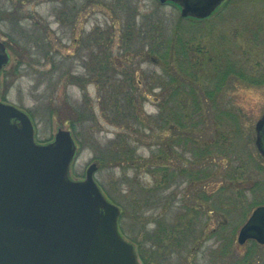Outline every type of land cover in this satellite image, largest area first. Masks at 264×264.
<instances>
[{
    "label": "rangeland",
    "instance_id": "rangeland-1",
    "mask_svg": "<svg viewBox=\"0 0 264 264\" xmlns=\"http://www.w3.org/2000/svg\"><path fill=\"white\" fill-rule=\"evenodd\" d=\"M0 42V101L36 143L71 132L70 179L96 164L141 264L140 246L149 264H264V246L237 240L264 206V0L201 21L159 0H0Z\"/></svg>",
    "mask_w": 264,
    "mask_h": 264
},
{
    "label": "water",
    "instance_id": "water-1",
    "mask_svg": "<svg viewBox=\"0 0 264 264\" xmlns=\"http://www.w3.org/2000/svg\"><path fill=\"white\" fill-rule=\"evenodd\" d=\"M182 17L205 19L226 0H159ZM9 61L0 42V71ZM264 158V116L256 124ZM27 113L0 101V264H141L118 231L121 209L105 197L90 165L82 181L69 177L77 146L69 130L35 141ZM239 245H264V206L242 225Z\"/></svg>",
    "mask_w": 264,
    "mask_h": 264
},
{
    "label": "trees",
    "instance_id": "trees-1",
    "mask_svg": "<svg viewBox=\"0 0 264 264\" xmlns=\"http://www.w3.org/2000/svg\"><path fill=\"white\" fill-rule=\"evenodd\" d=\"M205 20H207V19H205ZM200 21V20H199ZM183 50V49H182ZM119 156H121V162H123V163H126L127 161H130V164L132 163V164H134V163H136L137 161H141V159H137V158H135V154L134 153H132L131 155H128V157H126V154H124V155H119ZM126 157V158H125ZM166 174V173H165ZM165 177L166 178H168V175L166 174L165 175ZM182 217H183V215L182 214H178L177 215V224H179L181 227H184V225H185V223H184V219H182ZM182 224V225H181ZM171 231H172V229H170ZM169 230V231H170ZM186 231V230H185ZM185 234V233H184ZM184 234H182L181 236H182V239H183V241H181V243H182V245L184 244V243H188L189 242V236L188 235H184ZM140 246V245H139ZM176 247H177V243H176ZM138 249H139V252L141 253V259L143 260V263L144 264H149L148 262H147V260H146V258H145V255L143 254V251H141L142 250V247L140 246V247H138Z\"/></svg>",
    "mask_w": 264,
    "mask_h": 264
},
{
    "label": "flooded vegetation",
    "instance_id": "flooded-vegetation-1",
    "mask_svg": "<svg viewBox=\"0 0 264 264\" xmlns=\"http://www.w3.org/2000/svg\"><path fill=\"white\" fill-rule=\"evenodd\" d=\"M170 3V2H169ZM169 3H164V4H169ZM171 5H174V4H172V3H170ZM177 7V6H176ZM185 18H187V19H192V20H196V19H194V18H189V17H185ZM161 123V122H160ZM170 131H174L175 130V127H173V126H170V129H169ZM161 132L160 133H162V132H166V128L165 129H162L161 128V130H160ZM164 187V186H163Z\"/></svg>",
    "mask_w": 264,
    "mask_h": 264
}]
</instances>
